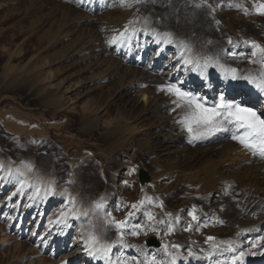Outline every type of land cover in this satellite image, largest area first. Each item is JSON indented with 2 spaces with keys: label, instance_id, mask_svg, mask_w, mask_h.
Masks as SVG:
<instances>
[{
  "label": "rangeland",
  "instance_id": "374dc122",
  "mask_svg": "<svg viewBox=\"0 0 264 264\" xmlns=\"http://www.w3.org/2000/svg\"><path fill=\"white\" fill-rule=\"evenodd\" d=\"M76 1L0 0V115L17 114L39 127L37 131L25 130L26 134L17 140L0 131V164H3L0 180L5 166L10 165L24 171V163H30L33 166L31 176L42 182L49 179L55 181L56 189L62 195L71 193L81 211L89 213V220L85 223L88 225L91 221L97 225V235L108 242L115 240L117 233L105 227L103 217L106 212L123 220L129 211L125 205L137 203L145 196L151 197L154 203L162 201L163 209L152 205H146L145 208L154 212L157 220L167 221L165 214L172 213L175 232L165 236V226L157 224V231L146 228L147 235H126L127 243L136 247L113 249L115 255L136 256L139 259L143 255L139 249L143 248L147 255L156 256L167 264L169 258L162 247L146 248L145 241L150 236L157 237L162 243L167 242L169 251L172 252L177 250L171 245H180L177 259L186 260L189 264H209L203 258L204 252L210 248L206 240L208 236L216 237L217 241H239L234 253L225 252L215 257L221 264H230L231 257L239 255L241 251L248 252L264 246V242H259L260 237L264 236L263 197L247 196L239 191L235 183L232 184V189L225 190L222 197L219 193H195L190 189V183L187 184L182 178H174L166 186L167 180L172 176L168 166L176 161L175 158L179 159L173 152L181 147L177 145L175 150L161 153L159 147L168 134L165 129H168L170 123L173 126L179 125L175 122L179 118L170 117L167 112L154 111L151 103L145 105L135 93H120L119 76L108 80L105 78L108 58H113L109 59L111 61L116 58L114 55L108 57L103 48L107 40L120 32L117 28L112 31L108 29L109 23L103 17V11L90 13L76 4ZM192 1L139 0L133 5L135 15L131 19L145 17L155 26L174 29L183 39L192 42L198 51L218 56L221 63H233L245 73L255 71L257 64L247 65L251 48L242 42L249 40L264 46V25L261 27V22L253 23L252 18L256 17L253 10L247 11V19H241V23L236 16L240 11L234 9H229L225 18L219 17L212 22L207 17L199 18L206 15V11L202 7H193ZM198 1L207 3L210 0ZM232 2L234 0H219L218 5L228 10ZM124 10L126 8L117 6L111 8V15L115 17L112 21L117 24L118 16ZM230 29L235 33L231 30V34ZM229 38L245 46L248 51L243 54L244 58L241 54L239 58H229ZM89 41L92 49L87 44ZM140 72L136 75V81L139 80L154 92L164 83L148 69ZM60 96L65 100L63 107L43 103L46 97L53 99ZM119 110H124L126 115L121 117ZM95 118L98 123H91L89 130H83L84 121ZM116 122L121 126L118 127ZM114 131L115 137L120 140L115 144L110 139ZM179 131H183V135L190 139L185 129ZM37 137L43 138V144L37 145L32 140ZM218 140L226 143L215 148ZM229 141L232 139L227 134L217 133L208 139L194 141L193 152L205 146L214 147V151L220 153ZM169 152L172 154L168 155ZM216 156L213 159H217ZM78 165L80 167L75 169ZM199 165L200 163L196 167ZM159 166L163 168L159 169ZM132 168L136 169L134 173L130 172ZM140 169H145L151 177V182L146 187L139 183ZM243 171L244 169L232 171L231 177H238ZM26 191L33 192L31 184ZM101 200L104 203L103 214L96 208V203ZM66 203L67 200H61V204L46 215L45 225L47 221L58 217ZM193 207L200 224L207 223L208 227H200L197 231V222L189 215ZM176 217H179L178 221ZM217 218L224 223H217ZM130 223L147 226L150 222L141 212ZM188 223L192 224L191 231L184 230ZM86 224L84 229L87 228ZM77 226L76 224V231ZM0 227L3 228L0 230V264H64V255L57 254L55 249H42L40 244L35 243L31 237L34 227L28 228L27 234L20 238H16V231H6V223L2 218ZM242 229L249 231L238 237L237 233ZM76 231L72 245H75ZM35 249L39 254L34 253ZM189 250L201 258L189 256ZM82 260L83 257L79 264Z\"/></svg>",
  "mask_w": 264,
  "mask_h": 264
},
{
  "label": "bare ground",
  "instance_id": "6f19581e",
  "mask_svg": "<svg viewBox=\"0 0 264 264\" xmlns=\"http://www.w3.org/2000/svg\"><path fill=\"white\" fill-rule=\"evenodd\" d=\"M218 2L219 0H210L207 3L193 0L191 4L193 3L192 5L195 8L202 7L203 9H205L206 15L199 16L200 19L207 17L209 21L213 22L219 19V17L225 18L228 15V12H230L229 9H234L237 10V12L240 11L239 14L236 15L237 20L240 22L241 19H247V12L244 11V9H247L248 12L250 10H253V12L256 14H254V16L256 17H253L252 15L253 23L258 24L259 22H261V27L264 25V15H260L255 11L256 4L264 3V0H234L228 10H225L222 6H219ZM75 3L81 5L90 13L103 11V17H106V20H108L109 24L107 25H109L108 29L110 31L117 28L119 32H123L125 26L128 25V22L130 20H132L131 17H133V14L135 13L133 8L135 2H133V0H126L125 4H122L121 0H84V5L82 3V0H77ZM237 5H239V7H237ZM116 6L122 9L126 8V10H124L125 12L121 13L118 16L119 21L117 22V24L112 21V18L114 16L111 15L112 13L110 11L111 8ZM136 21H138V23L135 26L138 29L147 28L148 31H139L135 37H133L130 41H126L122 45H109L107 40L103 48L106 50L105 53L108 54V57L110 55H114L113 57L116 58L114 59V61L109 60L113 58H108L107 69L105 70V73H107V77L105 78L108 80L119 76L118 90H120V93H123L125 91L129 93H127L128 95L135 93L137 95V98H140V101L144 102L145 105H147V103H151L152 106H150L155 108L154 111L160 113L167 112L170 117L173 116L175 118H180L182 115V109H177L175 112L171 110L173 107H175L171 103L174 97H171L165 92H161L159 90L154 92L146 86L142 85L139 80L136 81V75H138V72H140L142 69H148L150 73H152V75L156 74L158 79L164 82L163 84L183 80V86L186 89L206 95L209 99H212L214 94L223 90L229 97H235L236 99L247 102L252 106L257 107L261 111H264V104H262L261 102L262 98L251 85L247 84L246 81H225L223 79L222 73L213 68H209V77L207 80L199 77L197 73L183 71V66L179 65L177 59L175 58L178 55V49L176 48V46L156 44L154 42V37L152 36V30L158 32H171L177 40L184 41L185 43L191 45L193 54L195 55L211 56L210 53L207 54L198 51L196 46H194L192 42L190 43L183 39L180 33L175 31L174 29H165L155 26L152 21L146 19L145 17H138L136 18ZM236 23L237 22H235V24ZM231 30L233 31V29H230V32L232 34ZM245 33L243 34L245 35ZM260 43L263 42L260 41ZM87 44H89L90 47V41L87 42ZM161 47H163L164 49L162 52L160 51ZM247 51L248 50H246L244 45H239V43H236L234 40L233 43L230 44L229 58H239V54H247ZM105 53L103 55H105ZM233 53L236 54L235 57L232 55ZM242 56L241 57L244 58V55ZM247 65L250 66V64L248 63ZM228 66L239 69L241 75L247 74L244 71H241L239 66L233 63ZM257 69H259V65H257L256 70ZM123 97L124 96H122V98ZM43 103L44 105H51L58 108L65 106V100L63 96L54 97L53 99L51 97H46L43 100ZM118 113L121 115V117H123V115H126L124 110H119ZM90 120L86 119L84 121L83 130H89L90 125H92L93 123H98L97 118ZM182 128L183 127L180 124L177 126H173L170 123L168 129H165L168 133L167 135L165 134V142L161 143V146L159 147V153L166 152L170 149L175 150V148H177V145L181 147V149H177V151L173 152V154L179 156V159L175 158L176 161H173V163L171 162L170 165L168 164V168L171 170L172 176L167 180L166 186H169L171 184L170 181L172 179L182 178L183 181H186V183L188 182L187 184L190 183V189H192L195 193L203 195L207 193H219L220 197H222L225 193V190L232 189V184L235 183L236 185H238L239 191H243L245 195L261 196L264 198V159L260 158L259 156H253L251 152H249L238 142L233 140L229 141V143L223 146L225 148L220 153L215 152L214 147L206 148L205 146L194 153L193 144L189 143V140L183 135V131H179ZM176 131H179L177 135L175 134ZM115 136L116 133L114 131L110 136V139L113 143H116L119 140ZM201 143L203 144L204 141ZM225 143L226 142H224V140L222 142L218 140V145H215V148H219ZM171 154L172 152L168 153V155ZM214 155H217V159H213ZM154 161L157 162V160ZM198 163H200V165L199 167H196ZM160 166L158 168L162 169L163 167L160 168ZM79 167L80 165H78V167H76L75 169H78ZM14 169L15 168L13 166H5L4 175L0 180V218H2V220L6 223V231H16V238H20V236H24L27 234L28 228L32 229L34 227L31 237L32 239H34L35 243L40 244L41 248H50L51 250L55 249L57 251V254L64 255V262L67 261V264H79V261L82 257L83 260L80 264H104L102 260L91 257L85 249L84 240L82 238V231L84 230V224H86L85 222L89 220L88 216L81 217V219L79 220L69 219L68 224L70 226L66 227L62 223H57V219L59 217L58 215V217H55V219L47 221L46 225H48L45 229L46 215L49 212L53 211L56 206H59L61 204V200H67V197L58 192V190L56 189V185L55 189L58 193L57 195L46 197L44 196L43 190L37 193L36 186L38 184L47 185L49 181L53 180L49 179L48 181L46 180L45 182H42L41 180H39V178L31 176V172L27 174V180L29 182V185H32L33 192L27 193L26 188L28 186H25L23 190H19V180L16 178L17 175L15 173L13 175H8L9 170ZM243 169L244 171L241 175H238V177H231L230 173L232 171H241ZM103 176L105 177V175ZM19 179H24V177H20ZM229 185L231 187H229ZM66 205L67 203L64 205V207ZM99 212H101L102 214L104 213L103 210H99ZM76 224L78 225V232L75 230ZM1 229L3 228L0 227V230ZM75 231L77 232V235L74 237L75 245H72L71 243L73 242V234ZM251 250L252 251L244 252L245 255L243 261L240 262L241 264H246L247 262H250L249 264H252L254 263V261L257 263L264 262V246L256 250ZM34 253L39 254L36 249L34 250ZM41 261L45 262L44 260ZM184 262H186V260H176V264H184ZM185 264L189 263L186 262Z\"/></svg>",
  "mask_w": 264,
  "mask_h": 264
},
{
  "label": "snow or ice",
  "instance_id": "6c2138e0",
  "mask_svg": "<svg viewBox=\"0 0 264 264\" xmlns=\"http://www.w3.org/2000/svg\"><path fill=\"white\" fill-rule=\"evenodd\" d=\"M133 2L138 3L139 0H133ZM121 3L125 4L126 0H121ZM244 11L247 12L248 10L244 9ZM255 11L260 15H264V3L256 4ZM137 23L138 21L136 20H130L128 25L125 26L124 31L109 39L107 41L108 44L122 45L135 37L139 31H148L147 28L138 29L135 26ZM152 36L154 37V42L158 45L176 46L178 55L175 58L179 65L183 66V71L197 73L199 77L207 80L209 77L208 70L209 68H213L222 73L225 81H246L260 95L262 98L261 102L264 104V46L254 41H244L251 48L248 63L259 65V69L255 71L250 70L247 74L241 75L239 69L221 63L218 56L193 54L191 45L177 40L171 32L152 30ZM228 43H233L231 38H229ZM163 50V47H161L160 51L162 52ZM232 55L235 57L236 54L233 53ZM183 85L184 81L180 80L178 82L161 84L158 86V90L174 97L171 101L175 106L171 109L173 112L177 109H182L181 117L175 122L180 124L189 133V143L208 139L217 133H225L230 139L238 142L243 148L251 152L253 156H259L264 159V111L235 97H229L223 90L214 94L212 99H209L208 96L188 90ZM2 168L3 164H0V169ZM23 168L24 171L18 168L9 170L8 172V175L17 174L16 178L19 180V190H23L25 186H30L27 174L33 170V166L30 163H24ZM135 171V168L130 169L131 173ZM20 177H24V179H19ZM229 187L231 186L229 185ZM41 190H43L46 197L58 194L55 189V181H49L47 185L38 184L36 192L39 193ZM63 195L67 197V205L60 211L57 223H62L68 227L70 226L68 224L69 219L79 220L81 217L89 215L87 211H81L76 203V198L71 193H64ZM146 205H152L161 209L164 207L162 201L154 203L151 197L145 196L137 203L125 205V207L129 208V211L123 220L116 219L111 212L104 214L105 227L115 230L117 233V238L111 242L102 240L97 235V225L89 221L87 228L82 231V238L88 254L95 259L102 260L104 264H165L164 260L157 259L156 256L147 255L143 248L139 249L143 254L142 258L139 259L136 256L115 255L113 252V249L117 248L136 247L135 245H129L125 240V236L138 237L142 233L147 235L146 228L150 231H157L155 227L157 224L165 226V236L175 232L176 228L173 223L172 213L165 214L168 217L167 221L164 219L157 220L155 213L145 208ZM96 208L99 210L104 209L103 200L96 203ZM141 212L150 223L147 226L141 223H130V221L136 218L137 213ZM189 215L193 221L197 222V231L200 230V227H208L207 223L200 224L194 207ZM175 219L178 221L179 217ZM216 222L219 224L224 223L223 220L218 218ZM184 230L191 231L192 224L188 223ZM248 231L249 229H242L241 232L237 233V236L244 235ZM206 240L210 244V248L204 252L203 258L209 261V264H221L215 257L221 256L225 252L234 253L236 251L235 245L239 243V241L232 239L217 241L216 237L213 236H208ZM259 242H264V236L260 237ZM171 247L177 251H169V244L167 242L162 244V249L169 258L167 264H176L180 245L173 244ZM201 251L203 252L204 250L201 249ZM188 254L196 259L201 258L191 250H189ZM244 255L243 251L239 255H233L230 264H238V262L243 261ZM64 264H67V261Z\"/></svg>",
  "mask_w": 264,
  "mask_h": 264
},
{
  "label": "crops",
  "instance_id": "0c3cea01",
  "mask_svg": "<svg viewBox=\"0 0 264 264\" xmlns=\"http://www.w3.org/2000/svg\"><path fill=\"white\" fill-rule=\"evenodd\" d=\"M37 131L39 129L36 123H29L26 118L18 116L17 114L0 115V131L9 135L13 139H20L26 134L25 130ZM25 131V132H23ZM37 145L43 144V138H32Z\"/></svg>",
  "mask_w": 264,
  "mask_h": 264
},
{
  "label": "water",
  "instance_id": "95a60500",
  "mask_svg": "<svg viewBox=\"0 0 264 264\" xmlns=\"http://www.w3.org/2000/svg\"><path fill=\"white\" fill-rule=\"evenodd\" d=\"M138 174V180L140 185L142 187L148 186L151 182V177L148 172L145 169H140ZM146 246L149 248H159L161 246V242L157 240L155 236H151L146 240Z\"/></svg>",
  "mask_w": 264,
  "mask_h": 264
}]
</instances>
